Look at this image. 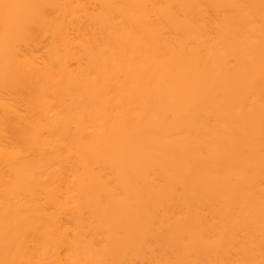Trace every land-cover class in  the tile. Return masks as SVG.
<instances>
[{
	"label": "bare ground",
	"instance_id": "6f19581e",
	"mask_svg": "<svg viewBox=\"0 0 264 264\" xmlns=\"http://www.w3.org/2000/svg\"><path fill=\"white\" fill-rule=\"evenodd\" d=\"M0 264H264V0H0Z\"/></svg>",
	"mask_w": 264,
	"mask_h": 264
}]
</instances>
